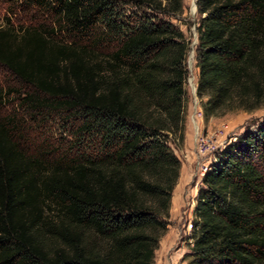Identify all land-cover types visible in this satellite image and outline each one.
<instances>
[{
	"label": "trees",
	"instance_id": "trees-1",
	"mask_svg": "<svg viewBox=\"0 0 264 264\" xmlns=\"http://www.w3.org/2000/svg\"><path fill=\"white\" fill-rule=\"evenodd\" d=\"M51 27L0 29L20 103L77 122L73 152L32 155L0 118V264H155L185 142L183 0H0ZM203 119L264 108V0H197ZM14 89H0V108ZM188 264H264V124L202 178Z\"/></svg>",
	"mask_w": 264,
	"mask_h": 264
},
{
	"label": "rangeland",
	"instance_id": "rangeland-1",
	"mask_svg": "<svg viewBox=\"0 0 264 264\" xmlns=\"http://www.w3.org/2000/svg\"><path fill=\"white\" fill-rule=\"evenodd\" d=\"M196 2L197 0H183V14L176 20L171 19L173 24L178 26L191 41L187 58L189 77L186 83V132L189 131V136L186 140L185 133L184 144L179 149L174 148V153L181 162L180 178L174 190V198L182 203L181 214L184 217L182 220V240L184 241L182 246L186 247L185 254L177 264L189 263V259L183 260V257L192 249V243L189 242L192 230L187 231L189 222L186 219L189 209L193 204L196 205V197L205 168L212 165L221 150L228 144L236 141L247 132H255L260 125L264 124V108L251 113H230L221 118H212L208 123L204 121L203 114L199 115L202 113L201 101L195 94L198 81L195 54L197 46L196 22L198 20ZM41 25L51 27L50 23L32 9L0 3V29H12L20 34L19 28L37 29ZM0 89L15 90L6 98L5 104L0 108V118L15 117L19 127L16 132V140L30 154L36 155L44 151H55L57 156L73 152L72 147L76 141L74 134L78 124L68 118V113L45 110L33 119L25 108L20 107L21 100L33 89L17 82L10 72L1 65ZM202 139L207 144L205 153L199 151V142ZM162 259H165V256L159 255L158 262L160 263Z\"/></svg>",
	"mask_w": 264,
	"mask_h": 264
},
{
	"label": "crops",
	"instance_id": "crops-1",
	"mask_svg": "<svg viewBox=\"0 0 264 264\" xmlns=\"http://www.w3.org/2000/svg\"><path fill=\"white\" fill-rule=\"evenodd\" d=\"M188 136L189 131L188 133L186 132V140L188 139ZM194 206L195 204H193L191 209H189L186 219L187 221H192L193 219ZM181 210L182 203L178 200H175L173 193L169 219L170 226L168 233L160 241V247L156 252V264H177L186 252V247L182 246V243L184 242L182 240V220L184 217L181 214ZM189 242L192 243L191 240ZM176 249L178 250L176 251ZM159 255L165 256V259H162L160 263L158 262Z\"/></svg>",
	"mask_w": 264,
	"mask_h": 264
},
{
	"label": "built area",
	"instance_id": "built-area-1",
	"mask_svg": "<svg viewBox=\"0 0 264 264\" xmlns=\"http://www.w3.org/2000/svg\"><path fill=\"white\" fill-rule=\"evenodd\" d=\"M199 115H202V113L201 114H199ZM199 151L201 152V153H205L206 151H207V144H206V142L202 139L200 142H199ZM209 168H205V170H204V172H203V176H204V174L206 173V171L208 170ZM189 223L187 224V231L189 232V231H191L192 230V227H193V225H192V221H188Z\"/></svg>",
	"mask_w": 264,
	"mask_h": 264
},
{
	"label": "water",
	"instance_id": "water-1",
	"mask_svg": "<svg viewBox=\"0 0 264 264\" xmlns=\"http://www.w3.org/2000/svg\"><path fill=\"white\" fill-rule=\"evenodd\" d=\"M195 8H197V5L196 4H195ZM196 41L198 43V37L196 38ZM195 94L197 95V88H196V93Z\"/></svg>",
	"mask_w": 264,
	"mask_h": 264
},
{
	"label": "bare ground",
	"instance_id": "bare-ground-1",
	"mask_svg": "<svg viewBox=\"0 0 264 264\" xmlns=\"http://www.w3.org/2000/svg\"><path fill=\"white\" fill-rule=\"evenodd\" d=\"M195 93H196V89H195ZM195 124V123H194Z\"/></svg>",
	"mask_w": 264,
	"mask_h": 264
}]
</instances>
